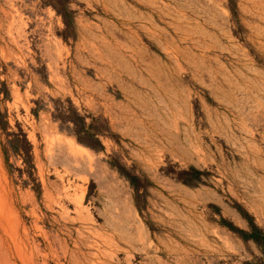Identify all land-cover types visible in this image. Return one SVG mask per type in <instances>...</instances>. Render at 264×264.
Listing matches in <instances>:
<instances>
[{"label": "rangeland", "instance_id": "rangeland-1", "mask_svg": "<svg viewBox=\"0 0 264 264\" xmlns=\"http://www.w3.org/2000/svg\"><path fill=\"white\" fill-rule=\"evenodd\" d=\"M263 222L264 0H0V264H264Z\"/></svg>", "mask_w": 264, "mask_h": 264}, {"label": "trees", "instance_id": "trees-1", "mask_svg": "<svg viewBox=\"0 0 264 264\" xmlns=\"http://www.w3.org/2000/svg\"><path fill=\"white\" fill-rule=\"evenodd\" d=\"M62 16H63L64 20L69 19V10L65 9V11L62 12ZM251 226H252L254 232H259V228L255 224H252ZM242 234H243L242 235L243 238H245V239H253L255 241H258V238L253 234H246V233L245 234L242 233Z\"/></svg>", "mask_w": 264, "mask_h": 264}, {"label": "crops", "instance_id": "crops-1", "mask_svg": "<svg viewBox=\"0 0 264 264\" xmlns=\"http://www.w3.org/2000/svg\"><path fill=\"white\" fill-rule=\"evenodd\" d=\"M264 223V222H263Z\"/></svg>", "mask_w": 264, "mask_h": 264}]
</instances>
